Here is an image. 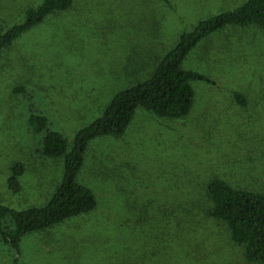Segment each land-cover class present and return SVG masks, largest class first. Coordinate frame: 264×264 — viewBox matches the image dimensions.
<instances>
[{"label":"rangeland","instance_id":"1","mask_svg":"<svg viewBox=\"0 0 264 264\" xmlns=\"http://www.w3.org/2000/svg\"><path fill=\"white\" fill-rule=\"evenodd\" d=\"M41 1L0 0L1 23H22ZM245 2L74 0L23 33L0 59V205L42 206L62 180L63 160L42 156L31 117L71 142L116 94L147 80L182 34ZM182 68L210 82L192 84L189 114L139 108L122 137L92 141L77 180L95 209L25 236L17 250L0 240V264H250L201 205L213 179L264 194V34L226 27ZM15 165L19 192L8 184Z\"/></svg>","mask_w":264,"mask_h":264},{"label":"trees","instance_id":"2","mask_svg":"<svg viewBox=\"0 0 264 264\" xmlns=\"http://www.w3.org/2000/svg\"><path fill=\"white\" fill-rule=\"evenodd\" d=\"M73 2L42 0L36 8L24 10L22 23L5 27L0 21V59L23 33L47 17L69 10ZM248 26H256L264 34V0H246L239 8L202 21L191 32L182 34L147 80L116 94L102 116L77 131L71 142L62 134L50 131L46 118L31 117L29 124L34 133L42 135V156L62 159L63 177L51 198L42 206L13 212L0 205V240L17 250L25 236L92 212L97 204L95 195L77 180L90 143L100 137H122L139 108L163 119L186 117L193 105L192 84L210 83L201 75L182 68L187 55L211 34L226 27ZM22 171L21 165L12 168L8 184L13 192L20 190L18 178ZM203 190V217L212 225L224 226L229 241L241 249L246 262L264 264V194L239 190L218 179L211 180ZM6 218H10L9 222H5ZM183 233L182 238L188 232L183 230ZM186 243H182L183 246ZM180 251L187 259L186 248H180Z\"/></svg>","mask_w":264,"mask_h":264}]
</instances>
